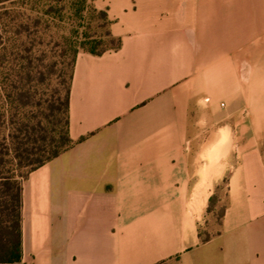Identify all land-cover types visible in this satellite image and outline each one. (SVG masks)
I'll use <instances>...</instances> for the list:
<instances>
[{"label": "crops", "instance_id": "obj_1", "mask_svg": "<svg viewBox=\"0 0 264 264\" xmlns=\"http://www.w3.org/2000/svg\"><path fill=\"white\" fill-rule=\"evenodd\" d=\"M79 141L23 184L21 264H264V0H97Z\"/></svg>", "mask_w": 264, "mask_h": 264}, {"label": "rangeland", "instance_id": "obj_2", "mask_svg": "<svg viewBox=\"0 0 264 264\" xmlns=\"http://www.w3.org/2000/svg\"><path fill=\"white\" fill-rule=\"evenodd\" d=\"M22 1L12 0L10 17L0 9V54L9 42L5 38L8 25L14 32L6 57L10 70L0 69V84L15 83L21 89L20 112L39 122L41 129L49 127L46 117L50 116L59 131L72 63L93 47L97 51L113 48L111 25L97 0ZM39 131L46 134L44 128Z\"/></svg>", "mask_w": 264, "mask_h": 264}, {"label": "trees", "instance_id": "obj_3", "mask_svg": "<svg viewBox=\"0 0 264 264\" xmlns=\"http://www.w3.org/2000/svg\"><path fill=\"white\" fill-rule=\"evenodd\" d=\"M27 0H23L24 3ZM37 1V0H35ZM1 10L5 15H11L12 0H1ZM6 3L9 5L6 6ZM50 13V11H49ZM110 22L107 11L102 12ZM23 28V27H22ZM11 27L6 28L5 45L0 54V69L10 70V59H6L10 51L13 35ZM109 36L115 46L108 50L97 51L95 47L87 53L101 56L121 47V39ZM2 38L0 36V42ZM76 59L72 63L70 81L65 91L62 104L61 128L55 129L50 116L46 117L49 127L44 128L45 135H40L41 124L20 112L19 103L22 101L21 89L15 83L0 84V264H21L23 260L22 236V193L23 184L30 173L46 163L59 157L74 147L79 141L71 138L69 133V98ZM26 170V172H22Z\"/></svg>", "mask_w": 264, "mask_h": 264}]
</instances>
